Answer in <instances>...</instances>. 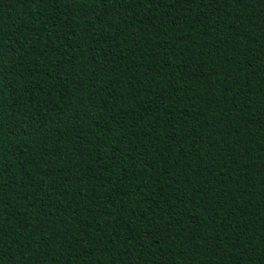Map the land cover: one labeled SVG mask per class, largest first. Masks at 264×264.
I'll list each match as a JSON object with an SVG mask.
<instances>
[{
  "label": "trees",
  "instance_id": "trees-1",
  "mask_svg": "<svg viewBox=\"0 0 264 264\" xmlns=\"http://www.w3.org/2000/svg\"><path fill=\"white\" fill-rule=\"evenodd\" d=\"M0 264H264V0H0Z\"/></svg>",
  "mask_w": 264,
  "mask_h": 264
}]
</instances>
